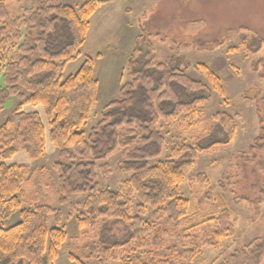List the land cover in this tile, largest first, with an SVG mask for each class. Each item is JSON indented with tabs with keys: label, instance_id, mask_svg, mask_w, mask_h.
<instances>
[{
	"label": "trees",
	"instance_id": "1",
	"mask_svg": "<svg viewBox=\"0 0 264 264\" xmlns=\"http://www.w3.org/2000/svg\"><path fill=\"white\" fill-rule=\"evenodd\" d=\"M108 1L85 0L79 9L69 4L41 3L27 10L24 17L12 18L5 0H0V112L11 98L21 101L0 124V221L17 210L20 214L18 223L8 228L0 226V264H54L66 241L60 209L40 202L25 206L23 186L32 180L31 166L6 163L21 151L32 160L42 157L47 132L58 152L54 167L59 179V204L71 202L69 214H77L80 229H99L92 231L93 241L85 246L87 259L69 254L78 264L95 260L100 264L118 260L122 264H174L169 254L158 256L157 251L189 214L190 202L181 185L193 171L199 152L228 144L234 138L230 128L234 117L218 113L214 118L227 131L225 138L205 144H180L166 159L155 162L165 147V137L158 127L161 120H173L182 114L193 116L215 92L224 94L225 87L207 64L198 65L208 79L203 81L188 74L192 65L183 56L160 61L152 34L143 30L129 55L130 80L120 89V98L106 104L89 130L82 129L99 100L95 59L87 56L79 70L65 79L61 73L66 64L81 55L92 16ZM242 31L248 32L243 46L251 54L259 53L264 37L250 28H232L228 36ZM215 43L218 47L224 40ZM23 105L40 106L47 124L38 110L25 111ZM257 114L260 132L248 148L254 158L264 150L261 107ZM121 147L127 149L118 170L127 178L119 188L101 184L100 177L106 179L112 173L103 161ZM81 196L83 202H73ZM242 199L252 206L262 204L264 187L256 200ZM206 224H213L203 243L208 247L220 246L235 231L230 209L224 208L217 216L182 228L179 236L190 238ZM115 225L122 229L116 231ZM263 261L264 239L256 238L218 264Z\"/></svg>",
	"mask_w": 264,
	"mask_h": 264
},
{
	"label": "rangeland",
	"instance_id": "2",
	"mask_svg": "<svg viewBox=\"0 0 264 264\" xmlns=\"http://www.w3.org/2000/svg\"><path fill=\"white\" fill-rule=\"evenodd\" d=\"M84 2L5 0L12 18L24 17L27 10L41 3L69 4L79 9ZM240 26L248 27L252 33L264 37V0H110L92 16L88 39L81 55L66 64L61 73L62 79H65L79 70L87 56L95 59L99 100L93 105L91 115L82 127L86 131L98 122L108 102L120 98V89L130 80L127 75L128 58L141 30L152 34L160 61L165 62L173 55L183 56L192 65L188 71L191 77L208 80L198 67L203 63L221 78L224 94L215 92L193 116L182 114L173 120H161L158 126L165 137V147L155 162L166 159L180 144H205L214 138H225L227 131L214 116L228 113L234 117V123L230 125L235 132L233 140L199 152L193 171L181 185L183 195L190 202L189 214L175 233L165 237V242L157 251L158 256L169 254L174 264H218L254 239H264V202L252 206L242 199L249 197L256 200L264 187V150L256 158L248 153L261 128L258 108L261 107L264 114V78L261 77L264 73V44L259 53L251 54L242 43L247 31L228 36L230 29ZM219 40H224V44L214 47ZM261 59L263 63L259 64ZM20 103L17 98H11L0 112V124ZM22 108L25 111L38 110L47 124L40 106L23 105ZM46 142L45 154L37 160H32L25 151H21L6 163L28 165L33 170L32 180L23 186L26 207L40 202L63 213L67 238L54 264H78L69 254L87 259L85 246L93 241L92 231L94 233L99 229H80L76 222L77 214H69L71 202L62 206L59 204V179L54 167L58 152L48 132ZM126 149L118 148L103 161L108 163L112 173L106 179L100 177L101 184L119 188L121 181L127 178L125 173L118 170ZM83 200L81 196L73 202ZM224 208L230 209L235 231L220 246L213 248L203 245L213 224L199 226L190 238L179 236L182 228L217 216ZM19 221L17 210L10 218L0 221V226L8 228ZM114 228L117 231L122 226L115 225ZM88 230L90 233L85 234ZM168 248L172 251H168ZM2 254L0 250V257ZM92 264L100 263L95 260ZM109 264L122 263L118 260Z\"/></svg>",
	"mask_w": 264,
	"mask_h": 264
}]
</instances>
